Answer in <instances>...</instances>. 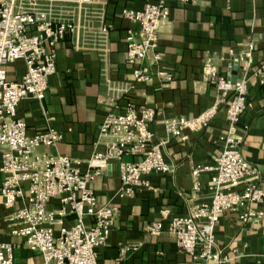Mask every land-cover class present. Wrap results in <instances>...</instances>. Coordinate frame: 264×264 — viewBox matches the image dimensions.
I'll return each mask as SVG.
<instances>
[{
    "label": "built area",
    "instance_id": "2783aa9c",
    "mask_svg": "<svg viewBox=\"0 0 264 264\" xmlns=\"http://www.w3.org/2000/svg\"><path fill=\"white\" fill-rule=\"evenodd\" d=\"M169 0H154L140 9H122L121 16L137 25L125 35V62L130 66L132 82L149 83L152 78L169 82L171 74L150 69L144 63L147 54L151 65L160 60L155 51L156 31L168 15ZM191 4L194 0H177ZM102 0H0V198L10 211L3 220L12 235L23 238L30 250L40 252L42 264H96L95 248L105 243L117 208L100 205L90 187L110 161H117L118 197L131 198L139 189H149L142 175L167 173L161 149L168 137L182 131L197 132L207 126L219 104L224 103L225 126L217 136L220 150L212 164H197L190 170L192 188L199 186L198 175L212 172L207 202L194 203L184 215L172 216L165 231L174 238L176 248L189 256L191 264L211 262L231 264L230 259L214 249V226L224 211L235 212L241 222H256L263 212L252 205L264 200V190L250 179L256 168L239 152L242 140L236 135L239 117L245 108L246 83L250 75L261 76L264 62L251 67V45L234 59V81L229 74L218 73L210 58H205L201 73L216 90L214 103L191 118L163 120L165 137L153 141L149 124L154 111L146 105L125 102L119 96L128 87L114 85L102 68L105 84L101 104L107 107L98 126L101 150L92 152L82 163L58 153H39V147H54L62 134L50 124L28 135L23 120L16 115L18 101L25 97L43 98L47 78L55 72V48L69 38L75 51H92L105 64L110 25L105 22ZM21 60L24 71L16 82L6 79L4 66ZM230 67V65H228ZM47 120H51L47 116ZM183 138V136H181ZM123 156L136 157L122 161ZM242 185L241 189H237ZM53 202V207L48 204ZM16 204H18L16 206ZM70 217L72 223L65 224ZM85 219L89 224L85 225ZM162 225L148 222L144 231L159 234ZM139 244L119 247V254L136 250ZM13 246L0 242V264H15Z\"/></svg>",
    "mask_w": 264,
    "mask_h": 264
},
{
    "label": "crops",
    "instance_id": "0c3cea01",
    "mask_svg": "<svg viewBox=\"0 0 264 264\" xmlns=\"http://www.w3.org/2000/svg\"><path fill=\"white\" fill-rule=\"evenodd\" d=\"M105 22L110 25L107 56L103 64L97 53L75 51L69 38L55 48V72L47 78L41 100L25 97L16 105V115L25 123L28 135L50 124L62 134L54 147H39L36 152L58 153L82 161L103 143L97 140L98 126L107 107L101 104L105 84L102 68L114 85L127 86L119 96L118 106L125 102L146 105L153 109L149 129L153 141L165 137L163 120L191 118L211 106L216 90L201 73L205 58H210L220 74H229L235 57L251 45V67L264 62V0H194L184 4L168 1V15L158 24L155 51L160 60L151 65L147 54L144 63L150 69H163L171 74L169 82L152 78L149 83L132 82L130 66L125 62V35L137 25L124 19L122 9H140L154 0H102ZM230 65V67H228ZM6 79L16 82L24 71L21 60L4 66ZM225 104H219L207 126L197 132L182 131L181 136L168 137L162 157L171 166L167 173L142 175L150 185L139 189L133 197H118V165L110 161L90 183L97 202L117 208L103 245L95 248L96 264H191L189 256L178 250L174 238L165 231L166 222L175 215H184L194 203L207 202L212 172L198 175L199 186L192 188L190 170L197 164H212L220 150L217 136L225 126ZM47 116L51 120H47ZM242 140L241 157L256 168L250 181L264 190V71L250 75L246 83L245 108L236 126ZM122 161L136 157L123 156ZM2 174L0 173V181ZM239 185L237 189H241ZM18 204H16L17 206ZM53 207V202L48 204ZM253 208L263 212L256 222H241L235 212L224 211L214 226V249L230 259L231 264H264V200ZM10 210L0 198V242L13 246L15 264H42V256L30 250L23 238L12 235L3 220ZM158 221L162 230L148 235L144 226ZM72 218L65 220L66 225ZM85 225L89 220L85 219ZM139 244L136 250L119 254V247ZM201 264H213L201 262Z\"/></svg>",
    "mask_w": 264,
    "mask_h": 264
},
{
    "label": "water",
    "instance_id": "95a60500",
    "mask_svg": "<svg viewBox=\"0 0 264 264\" xmlns=\"http://www.w3.org/2000/svg\"><path fill=\"white\" fill-rule=\"evenodd\" d=\"M235 69H236V66L234 65V66L232 67V70H231V77H230V81H231V82L234 81Z\"/></svg>",
    "mask_w": 264,
    "mask_h": 264
}]
</instances>
